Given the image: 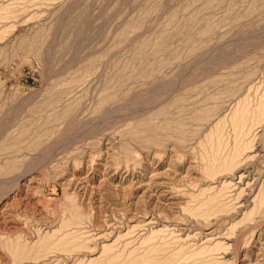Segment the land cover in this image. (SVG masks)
Here are the masks:
<instances>
[{"label": "rangeland", "instance_id": "obj_1", "mask_svg": "<svg viewBox=\"0 0 264 264\" xmlns=\"http://www.w3.org/2000/svg\"><path fill=\"white\" fill-rule=\"evenodd\" d=\"M13 1L5 0L2 3L8 5ZM31 1L37 3L38 0H22L24 7L27 3V8H24L17 0L21 6L17 10L23 12H19V17L17 15L16 20L14 19L15 26L11 20L6 21L3 24L6 27L1 28L4 30L7 26L12 27L9 33H13H8L10 36L7 34L2 42L3 48H6L0 59V125L9 130L0 129L3 137L10 136L8 138L11 141L7 140L8 143L15 141L16 148L12 153L0 152V162L10 154L18 164L15 174L10 176L12 180L10 177L0 176V204L23 188L25 193L27 190L30 192L26 193L30 204H40L44 213L53 215V218L58 217L68 204L67 194L70 190L64 184L67 180H72L75 162L83 158L77 170L79 181L75 182V188L84 187L82 182L92 174L97 178L96 186L100 185L103 175L111 178L116 172L119 176L130 172V180L135 178L147 155L138 143L133 142L130 134L138 125L143 122L144 125L145 119L148 121L152 117L153 120L156 113L154 120H161L156 119V123L153 120V123H159L160 126H164L170 118L169 121L185 119L183 130L190 145L187 144L180 153L174 152L172 146L166 150L167 154L173 153V160L186 162V167L181 170L183 175L177 174L185 176L187 164L191 161L195 166L197 163L187 154L207 128L204 122L195 120L199 112L213 111L217 118L233 108L239 96L244 98L252 94L250 99L252 101L253 98L252 103L257 104L264 92V0H39L44 6L42 3L34 6ZM8 42L10 46L5 45ZM68 88L74 90L69 92ZM55 97L63 99L58 104L60 106L54 104L56 108L53 105V109L48 100ZM103 99L107 101L104 102ZM220 100L222 104L219 105ZM164 107L171 110L165 108L169 114L167 117H160L158 111L164 110ZM181 110H185L184 113ZM185 115H188L189 120ZM55 116L60 120H56ZM16 128L19 131L25 129V136L22 135L21 138L23 141L16 136L12 138L19 132ZM197 128L201 129H198L199 133ZM10 131L14 134L9 135ZM26 133L32 137H28ZM194 133L197 135L193 136ZM35 138L40 139H37L39 143L34 141ZM34 142L37 143L34 145ZM256 142L260 144V138ZM123 144L127 149L130 146L128 150L136 151L133 152L136 159L133 158L129 168L122 162L120 150ZM150 152L152 154L155 151ZM167 154L163 156L164 159H169ZM112 155H116L123 166L119 165L116 169L108 163L112 161ZM90 159L97 162L93 165ZM100 159L106 162L101 163ZM157 159H160L159 155ZM98 164L101 167L98 168ZM168 164L169 162L155 164L156 172L162 170L161 174H164ZM251 171L253 170L250 169ZM167 181L161 182L165 183L156 195L170 193L165 185L169 183ZM105 205L107 212H110V207L122 209L116 207L115 202L107 201ZM176 208L173 207L174 211ZM9 209L8 213H13L14 216L12 220L18 218L17 222L22 223L21 229L25 232L27 229L28 236L34 237L32 235L38 225L33 221L32 225L28 224L29 218L23 217L24 208ZM137 212L142 213V210H136L131 205L127 214L135 216L139 214ZM107 216L110 214L107 213ZM119 217L117 219L121 221ZM0 231L2 232L1 229ZM138 234L139 232L136 236ZM261 243L264 245V241Z\"/></svg>", "mask_w": 264, "mask_h": 264}, {"label": "bare ground", "instance_id": "obj_2", "mask_svg": "<svg viewBox=\"0 0 264 264\" xmlns=\"http://www.w3.org/2000/svg\"><path fill=\"white\" fill-rule=\"evenodd\" d=\"M16 1L14 0L12 3L8 2L9 4L6 5L7 3H2L5 2V0L2 2L0 0V5L1 3L4 4L0 6V25H3L6 21L10 22L11 20H13L14 23L19 12H23L19 9L24 2L21 4L22 0H18L21 4L20 6L19 2ZM38 1L37 3H32L34 1H31V3L33 5L42 3ZM28 4H30V2ZM26 5L27 3L25 7ZM38 6L40 5L38 4ZM42 6H44L43 3ZM17 7H19L18 10ZM25 12L26 11H24V13ZM22 15L24 14H21V16ZM9 22H7L8 25H10ZM3 27H6V25L0 26V59L6 48H3L4 45L2 46V42L3 40L5 41L6 35L12 28L7 26V28L2 30ZM12 33L13 31L9 34ZM35 41L36 40L33 42L34 44ZM10 44L13 45L12 43ZM5 45H9V42ZM155 46L157 47V45ZM6 52L8 53V51ZM88 75H90V73ZM83 76L81 77L83 78ZM86 77L89 76L86 75ZM74 79L73 77V80ZM70 81H72V79ZM70 85L68 86L70 87ZM76 86L78 87V85ZM1 89L0 87V90ZM67 90L70 92L71 89L68 88ZM224 90L225 89H223V91ZM255 90L256 89H254V91ZM260 91L262 92V90ZM245 93L244 91V95ZM234 94L233 96H235ZM249 94H251V92ZM240 95H242V93H240ZM250 96H242L244 98H240L241 96H239L236 104L233 103L235 104L234 106L232 105L233 108L231 107L229 111L226 109L228 112H225V114L220 117L217 115V118H215L213 111L204 113L199 112L200 114L196 116L195 120L204 122L207 128L205 130V127H203L205 130L203 131L204 134L202 136L200 135L201 137L199 140H196V144L192 149H187L189 150L187 156L190 155L197 163L193 166V162H187L188 168L185 176H182L181 170L186 167V162L183 163L178 160H173V153H166L169 146L174 148V152L177 151V153H180L181 149L183 150L187 144L191 143L183 130L185 125L183 121L185 119L183 121H175L174 119L169 121L170 118L165 122L164 126L163 124L160 126L159 123L158 125L153 123L156 113L153 115V120L152 117L148 121L145 119V124L143 125L144 122L142 125L137 124L138 127L134 128L132 134H130L133 142L135 141V143H138V145L146 151L147 155V159L144 161L145 163L139 166L140 172L136 173L137 175L135 178H132L135 179L133 182L131 181L132 179L130 180V172L124 175L121 174V176L116 172V175L111 178H108L107 175H103L100 185L96 186L95 182L97 180L95 181V179L97 178L92 174L82 182L85 184L84 187L78 186V188H75V182L79 181V178H77V170L83 162V158V160H80L82 161L81 163L80 161L75 162V171L71 175L72 180H67L64 184L68 191L70 190L67 194L68 204L65 205V208L62 209L63 211L58 217L56 216L53 218V215L50 216L44 213V211L41 210L42 206L41 208L39 206L40 204H30V198L28 199L26 195L27 192H30L27 190L25 193L23 188H21L17 194L15 192V195L10 199H4L5 201L0 204V221H3L0 222V229L2 230V232L0 231V264H264V245H261V242L264 241V92L261 94V99L259 98L260 100L258 102L254 101L257 103H254L255 105L252 103L253 98L251 101ZM62 99L61 97H55L50 101L48 100V103L52 107L54 104L58 105L60 101L62 102ZM222 100H220L221 103L219 102V105L222 104ZM106 101L107 100H104V102ZM74 105L72 107H75ZM65 106H63V108ZM222 106H224V103ZM165 108L169 107H164V110L161 109L162 111H158V114L159 112L161 114L160 117H167L169 114L168 109L165 110ZM184 111L185 110H181L183 113ZM195 111L196 110L193 112L195 113ZM66 112L68 113V109ZM172 115L174 114L172 113ZM195 115L192 116L193 120ZM48 116L51 118V115ZM185 116V118H188V115ZM39 117L42 119L41 116ZM173 117L175 118V116ZM55 118L56 120L58 119L56 116ZM156 119L161 120V118ZM156 119L154 120L155 123L157 121ZM158 122L160 121L158 120ZM1 127L0 125V128ZM191 127L193 128L192 125ZM11 128L12 127H10V129ZM23 128L21 131L16 128L19 134L17 133L18 135L16 134L12 136V138L16 136L18 140L21 139L25 130ZM1 129H4V127ZM1 129L0 136H2ZM198 129L200 128L196 130L198 131ZM11 130H13V128ZM189 130L190 129H188V131ZM259 130H261V132ZM199 132L200 131L197 133ZM10 133L12 134L13 132L10 131L8 134L10 135ZM190 133L191 131L189 134ZM197 133H194L193 136L197 135ZM30 135H28V137ZM190 135L192 136V134ZM33 136H35V134ZM5 137H0L2 138L1 140H3L0 142V152L7 154L16 148V146H14L16 143L13 140V142L8 143L7 140H10L8 138L10 136ZM193 138L195 139V137ZM258 138H260V144L256 142ZM35 139L34 141H40L39 138ZM21 140L23 141V139ZM187 141L189 143H187ZM36 143L34 142V145ZM17 144H20V142H17ZM123 145L124 146L120 145V152L123 155L122 162L129 168L130 164L136 159L133 157L136 151H130L128 150L130 146L127 149V146L125 147V144ZM142 149L141 151H143ZM151 150L155 151L152 153L153 156L150 152ZM17 154L19 155V152ZM165 154H167L169 159L167 157L166 159H164L165 157L163 158ZM8 155L9 157L5 156V160L0 162V176L3 177L13 176L17 169L16 165L18 163L16 164V159L14 160V157L10 156V154ZM158 155L160 158L159 160L157 159ZM110 157L111 156H109V158ZM0 158H2V156ZM111 158L112 161L108 163L118 169L119 165L122 163H119L116 155H112ZM17 160L20 159L17 158ZM88 160L89 159H87V161ZM100 160L101 163L106 162L102 159ZM90 161L93 165L97 162L91 159ZM167 162H169L167 166L168 169L163 171L165 172L164 174H161L162 170L161 172H159V170L156 172V168L154 167L155 164H166ZM99 164L96 165L98 168L101 167ZM137 169L138 168H136V170ZM250 169L254 172H250ZM252 172L253 174L251 175ZM178 173L182 175L180 174L179 176L177 175ZM9 179H11V177ZM9 179H7V181ZM164 180H168L167 182H169L165 185L168 186L167 188L170 190L168 192L170 193L167 195L165 194L166 192H164L159 193L160 195H156L159 189H161V186L165 183H161ZM141 192L142 194H140ZM2 198L3 197H1V199ZM95 198H97L98 201H96ZM107 201L115 202L116 207H122V209H112L110 207V212H107L105 209ZM130 204L134 209L142 210V213L137 212L139 214L137 215L135 213V216L127 214L131 208ZM175 206L177 207L176 211L173 209ZM20 207L24 208L23 212L25 215L23 214V217H27L30 220L28 224L30 225L32 223L31 221H33L38 225V229L36 230L32 227L35 230L32 235L34 237L30 238L27 229L26 232L23 228L21 229L22 223L20 224L17 222L19 219L16 217L18 220H12L14 217L12 215L13 213H8L10 211L9 208L16 210L20 209ZM107 213L110 214V216H107ZM140 216H142L141 220H139ZM118 217L121 221H118ZM28 228L30 229V227ZM30 230L32 232V229ZM31 232L30 234H32ZM137 232H139V234L136 236ZM230 256H233V258L230 259Z\"/></svg>", "mask_w": 264, "mask_h": 264}]
</instances>
